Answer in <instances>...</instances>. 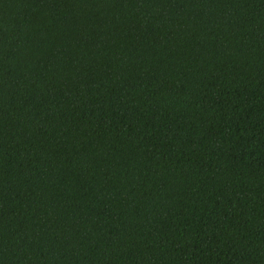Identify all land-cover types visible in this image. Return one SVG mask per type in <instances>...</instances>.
I'll return each mask as SVG.
<instances>
[{
	"label": "trees",
	"instance_id": "obj_1",
	"mask_svg": "<svg viewBox=\"0 0 264 264\" xmlns=\"http://www.w3.org/2000/svg\"><path fill=\"white\" fill-rule=\"evenodd\" d=\"M0 264H264V0H0Z\"/></svg>",
	"mask_w": 264,
	"mask_h": 264
}]
</instances>
